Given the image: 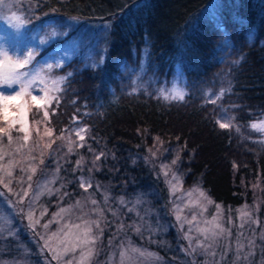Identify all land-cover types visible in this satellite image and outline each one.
Masks as SVG:
<instances>
[{"label": "trees", "instance_id": "obj_1", "mask_svg": "<svg viewBox=\"0 0 264 264\" xmlns=\"http://www.w3.org/2000/svg\"><path fill=\"white\" fill-rule=\"evenodd\" d=\"M46 1L41 11L73 17L90 26H105L104 54L103 62L95 68L86 65L73 72L62 85L64 90L55 94L59 103L53 100L46 106L48 118L44 117L43 108L38 109L36 105H32V118L44 117L55 134L83 124L89 135L91 155L108 145L130 147L128 152L141 153L152 144V134L183 144L184 154L189 157L183 161V184L201 180L213 201L223 207L227 219L234 220L238 208L248 200L243 180L259 177L262 197L259 198L261 207L257 208L260 216L259 224H255L254 255L247 261L237 262L255 264L259 253L264 256L261 240L264 233V136L250 125L264 117V0ZM70 63L54 68L55 72L66 75L64 72ZM175 82L186 93L184 100H165L159 90L171 92ZM133 88L137 91H132ZM221 89L225 90L224 94L216 99ZM214 99L216 103H211ZM223 111L229 116L231 128H220L217 123ZM80 154L79 150L73 152L68 163H72L76 155L79 161ZM99 156V160L93 161L100 169L88 187L94 201H100L104 191L118 194L121 187L103 164L109 159L105 158L106 152ZM141 163L130 170L123 167L120 178L131 183L129 191L133 193L147 191L152 183L160 192L159 196L167 201L160 177ZM67 182L65 178L61 193L69 196L72 194L65 188L69 190L73 185L68 183L67 186ZM76 192L84 190L77 187ZM142 203L150 209L149 201ZM122 205L119 218L114 205H105L106 212L99 220L96 234L95 249L99 250L91 264L97 262V255H103V264H108V253L118 244L130 242L159 252L156 264L221 261L219 253L224 251L221 247L214 258L203 255L198 248L193 253L187 239L178 236L173 218H162L166 223L164 230L160 227L143 230V226L155 225L156 212L149 210L153 215L147 219L135 218V207L130 208L126 202ZM153 205L162 209L155 200ZM163 205L167 209V204ZM53 209L48 210L46 216ZM23 219L19 220L22 221L19 229L12 230L14 236H10L9 231L3 233L0 258L10 263L22 260L24 264H50L40 239L35 241L24 232L30 226H26ZM46 219L42 220L41 229ZM230 226L232 235L228 245L235 249V235L241 238L244 235L239 233V228L237 232L235 222ZM137 227H140L138 232ZM192 246L195 247L193 243ZM170 252L172 256L167 255ZM233 260L234 252H229L221 264H232Z\"/></svg>", "mask_w": 264, "mask_h": 264}, {"label": "rangeland", "instance_id": "obj_2", "mask_svg": "<svg viewBox=\"0 0 264 264\" xmlns=\"http://www.w3.org/2000/svg\"><path fill=\"white\" fill-rule=\"evenodd\" d=\"M46 2V0H5V5L0 6V44H6L9 47L10 54H12L11 47L13 45L20 49H23L25 45L38 48L39 55L36 60L40 63H44L45 61L54 63V58L58 54L68 51L69 56L65 60V63H72L65 69V74L76 72L86 65L90 66L93 61H99L100 57H103L104 54L105 26H90L79 19H73V17L58 16L49 10L41 11ZM13 13L21 15L29 21L19 32L12 28L7 21V17ZM53 30L57 32L56 36L50 35ZM41 38L45 39L46 42L44 44L40 43ZM75 57L76 60H74ZM51 71L53 76H62L61 74H57L54 68ZM41 87L43 86L37 84L33 90V95H43L40 92ZM14 88L18 89V86H14ZM173 89L183 91L182 87L176 82L172 86ZM2 90L6 93L10 91L7 88H3ZM23 100L29 102L24 106L23 117H21L19 109L10 107L8 110V120L0 119V127H8L9 121H19L23 118L25 122L24 127L27 129V133L19 131L21 125L19 123L14 124L10 130L12 135L11 143L4 134H0V155L6 153L4 158L0 160V178H3L4 181V183H0V239L4 232L19 229V225L22 222L19 221L21 218H24L26 226L39 221V223H35L34 228L30 226L24 232L28 233L27 236L34 238L35 241H37L36 238L40 239L50 264H64L70 256H62L61 260L57 261L52 258L53 255L62 253L64 244L75 241L77 235L83 239L84 229L87 227H91L92 229L90 235L96 236L98 228L92 222H99L106 212L105 205H114L116 209L115 215L119 218V212L123 209L120 199L123 198L130 208L135 207V218L137 216L147 219L153 215L149 210L156 212L155 225L150 228L148 225L143 226L141 227L143 230H151L154 227H160L164 230L166 223L162 222V218H173L178 228V236L180 238L181 236L185 237L187 233L192 237L191 244L193 243L196 246L198 239L204 240L203 234L198 232L197 229L213 227V224L207 222L213 221L215 217V223L221 224L228 230H231L230 225L232 222H235L237 232L239 228V233L243 232L244 237L241 238L238 234L235 235L236 238L234 240H237L238 237L241 240L239 241L245 245L244 252L249 251L248 240L254 241L255 223L248 221L247 217H242L241 212L250 213L252 221L257 220L260 216L257 213V208L261 207L259 198L262 197V187L259 177L250 176L243 180L244 193L248 200L238 208L234 220L233 218L227 219L224 215L223 207L213 201L201 180L197 179L190 185L183 184L185 170L183 161L189 159L184 154L185 146L183 144L169 142L157 134H152V144L148 145L141 153L128 152L127 150L130 147L122 149L108 145L107 147L100 148L98 153L94 152L91 155L90 153L92 152L88 151L90 149L87 141L89 135L83 124H76L62 133L55 134L53 128L48 125L44 117L32 118L31 109L33 104H31V98L25 96ZM23 100L18 98L16 103L22 104ZM219 120L229 122L228 114L223 111L219 116ZM260 121H264V117L255 120L254 123H259ZM46 129L52 130L51 136L45 134ZM78 129H86V131L80 133L84 137L83 141L76 135ZM25 134L28 136L27 140L24 139ZM61 136H63V139L60 138ZM80 144H83V147H80ZM101 144L103 145L104 143L101 142ZM69 145L72 147L71 152L68 151ZM78 150L81 153L79 161L84 164L81 167L76 163L78 154L73 158L72 163H68L71 161V154L78 152ZM118 150H123V152L120 153ZM104 151L107 155L105 158L109 159L104 160L103 164L114 175L115 183L121 184V187H119L120 192L113 194L101 189V192L104 191L102 198L100 201H96V204H93L92 201L94 199L90 196L91 193L88 185L93 183L94 174L100 169V166L94 165L93 160H96V157L101 153L104 154ZM41 160H43V163L40 162ZM173 160L177 161L176 164H172ZM9 161H12L11 165H9ZM139 162L148 165L147 167L152 174L160 177L166 189L167 201L163 200L164 197L159 196L160 192L156 190V187L152 183L149 185L148 190L143 193L129 191L131 183L120 178L122 177L121 169L125 167L126 170H130L133 166L139 164ZM161 165L168 166L167 176L164 175L165 170L161 168ZM33 167L36 168L35 173L31 171ZM4 169L10 170L12 176H6ZM173 172L180 178V184L177 186L178 190L174 193L171 191L168 183L172 179ZM29 175L32 176L31 181L27 179ZM65 178L68 179L67 186L69 185L68 183L73 185L69 190L65 188V191H69L68 193L72 194L69 196L61 193ZM81 178L83 179L84 187H81ZM173 183L176 182L173 181ZM4 184H8V188H5ZM29 184H31V188H29ZM77 187L83 188L84 192L77 193ZM9 188L11 191H9ZM45 188L47 190H44ZM197 189L204 192L208 199L200 197ZM24 191L28 192L27 196H24ZM38 193L42 194L37 199ZM187 193H191V196H188ZM105 196H107V200H105ZM21 197L23 198L21 199ZM143 200L149 201V210L148 207L143 205ZM153 200L158 202L162 206V209L156 208L153 205ZM208 200H211L212 203H208ZM194 201H198V203H192ZM55 202L58 203V206L55 205ZM162 202L167 204V209L163 207ZM200 205H203V208ZM217 205H219V209H217ZM51 208L54 209L49 212V216H46L48 210L50 211ZM62 208H70V211L61 213L60 210ZM101 212L103 213L102 216ZM19 213H22V215ZM30 214L32 217L31 221L29 220ZM134 214L131 213V216L133 217ZM178 215L181 217L180 220H177ZM193 216L196 217L195 220L192 219ZM44 219L47 220L45 222L47 228L43 226L41 229L42 220L44 221ZM188 221H191V224ZM241 224L244 225L242 229L240 227ZM75 225H80V228L77 229L74 227ZM66 233L67 235H65ZM229 237L225 234L223 238L217 241L207 242L212 243L215 250H218L220 247L224 248L228 244ZM187 243L189 244V240H187ZM46 244L47 248L45 247ZM188 244L187 246H189ZM48 248H51L53 251H49ZM134 248L140 249L146 255L140 256L138 252H133L132 249ZM97 250L99 248L95 249L96 253ZM122 250L126 252L123 264H156L160 258L159 252H156L149 246L130 242V244L125 245L118 244V246L109 252L108 264H121L120 253ZM198 250L200 249L198 248ZM79 251L77 249L75 254L76 259H79ZM252 251L254 250L252 249ZM148 253L152 255H147ZM167 255L172 256L173 253L170 252ZM93 258L94 256L91 258L89 264L93 263ZM104 260L103 255H97V262L95 264H103ZM256 261V263L254 262L255 264H264V256L259 253ZM0 264H24V262L17 260V263H10L0 258Z\"/></svg>", "mask_w": 264, "mask_h": 264}, {"label": "snow or ice", "instance_id": "obj_3", "mask_svg": "<svg viewBox=\"0 0 264 264\" xmlns=\"http://www.w3.org/2000/svg\"><path fill=\"white\" fill-rule=\"evenodd\" d=\"M5 5V0H0V6ZM75 19V18H73ZM7 21L9 25L16 29L17 32L21 28H23L29 21L17 13H13L11 16L7 17ZM51 36H56L57 32L53 30L50 33ZM46 41L44 38H41L40 43L44 44ZM11 53L9 47L6 44H0V119H3L5 121L8 120V110L10 107H16L20 110V115L23 117V109L24 106L27 105L29 102L27 100H23L25 96H28L31 98V104L36 105L39 108H45L43 115L44 117H49V112L46 110V106H50L52 101L55 100L56 103H59V97L55 95L56 93L62 92L64 89L62 85L67 82V80L73 75V73L69 72L64 76H53L52 75V69L53 68H60L65 63V60L69 56L68 51H64L62 54H58L56 58H54V63H48L45 61L44 63H40L36 60L37 56L39 55V49L28 47L27 45L24 46L23 49L18 48L17 46L13 45L11 47ZM35 62V63H34ZM103 62V57H100L99 61H93V63L90 65L91 67L95 68L98 63ZM31 66V67H27ZM127 71V69H125ZM39 84L43 87L40 88V92L43 93V95H33V90L36 87V85ZM14 86H18L17 88H14ZM3 88H7L10 91L6 93ZM132 91H137V88H133ZM224 89L220 90L219 95L216 97V99H219L220 96H223ZM52 93V95H50ZM159 93L165 100H184L185 98V92L179 91L173 89L171 92L160 89ZM19 99L23 100V103H16V101ZM211 103H216V100H212ZM54 112V110H53ZM19 123L21 125V128L19 131H23L27 133V129L24 127V120L21 118L19 121H9L8 127H0V134H4L8 141L11 143L12 141V135H11V128L14 126V124ZM220 128L228 129L232 127V124L230 122H222L217 121ZM253 129H256L259 132L264 133V121H260L259 123H253L250 125ZM82 131H86V129H78L76 131V135L79 137L81 141L84 140V137L80 135ZM237 131H239V128L237 127ZM46 135L51 136L52 130L46 129ZM63 139V136L60 137ZM24 139L27 140L28 136L25 134ZM80 147H83V144L79 145ZM50 147V145H49ZM68 151H72L71 145H69ZM4 155H0V160L4 158ZM103 155V153H101ZM155 155V153H153ZM100 156L96 157V160H99ZM43 163V160L40 161ZM176 160L172 161V164H176ZM81 161H77V165H79ZM95 163V161L93 162ZM12 164V161H9V165ZM161 168L164 169V175H168V166L161 165ZM5 175L8 177L12 176V172L10 170L4 169ZM31 171L33 173L36 172V168H31ZM28 181L32 180V176L29 175L27 177ZM175 181L176 183H173ZM11 182V181H9ZM0 183H4L3 178H0ZM170 185L171 191L174 193L178 190V185L180 184V178L177 176L174 172L172 173V179L168 181ZM91 186L90 184L88 185ZM5 188H8V184H4ZM81 187H84L83 179L81 178ZM29 188H31V184H29ZM44 190H47L46 188ZM9 191L11 189L9 188ZM199 191L200 197L204 199H208L204 192ZM42 193L37 194V199L39 198V195ZM28 192L24 191V196H27ZM67 195V193H65ZM188 196H191V193H187ZM23 197H21L22 199ZM105 200H107V196H105ZM139 203V201H137ZM79 203V202H77ZM93 204H96V201H92ZM120 203L123 204L124 200L123 198L120 199ZM192 203H198V201H194ZM208 203H212L211 200H208ZM200 207L203 208V205H200ZM217 209H219V205L216 206ZM206 210V209H205ZM61 213L70 211L69 209H61ZM101 216L103 213H100ZM242 217H247L248 221H251V223L259 224L258 220L252 221L251 220V214L247 212H241ZM32 217L31 214L29 215V220L31 221ZM181 217L178 215L177 220H180ZM193 220L196 219L195 216L192 217ZM215 217L213 218V221L207 222L210 224H213V227L211 228H204V229H197L198 232L202 233L204 236V240H197L196 246H192L191 240L192 237L189 236L187 233L185 234V238L189 240V248L193 253L197 251V248H199L203 255L207 257L214 258L218 253L213 247L212 243H208L207 241H217L220 238H223L225 234L227 236H231L232 233L230 230L225 229L221 224L215 223ZM247 222V221H246ZM35 223H39V221H36ZM35 223L31 224V227H35ZM96 225L97 228H99V222L94 221L92 222ZM189 224H191V221H188ZM244 225L241 224L240 227L242 228ZM45 228H47V224L44 225ZM77 229L80 228V225H75ZM123 227V225H121ZM182 227V225H181ZM135 230L138 232L139 228H135ZM92 229L91 227H87L84 229L83 233V239L79 235L76 236L75 241L64 244L62 253H56L53 255L54 260H61L62 256H70L69 259H67L64 264H89L91 258L95 254V248L94 245L98 239L96 236L90 235ZM191 231V229H190ZM102 234V230H101ZM9 235L14 236L15 233H13L11 230H9ZM67 235V233L65 234ZM242 235V233H241ZM261 240L264 241V233L261 234ZM248 245L250 246L249 251L244 252L245 245L239 241L237 238L236 247L235 249H232V247L228 244L224 246V251L222 253H219L221 257V261L225 259V257L228 255L229 252H234V260L232 264H237V262L240 261H247L249 257L254 255V252L252 249L255 247L254 241L249 239ZM47 248V244L45 245ZM77 249H79V259H76V252ZM49 251H53L51 248H48ZM133 252H138L140 256L146 255L145 252L141 251L140 249H132ZM187 251V250H186ZM147 255H152L151 253H148ZM121 256V264H123V260L126 256V252L124 250L120 253ZM221 261H217L213 259V264H221Z\"/></svg>", "mask_w": 264, "mask_h": 264}]
</instances>
